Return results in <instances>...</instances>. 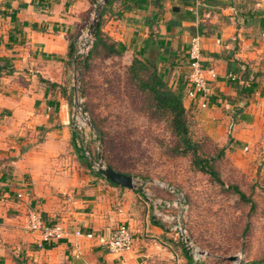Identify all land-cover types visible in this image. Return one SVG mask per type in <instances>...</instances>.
Instances as JSON below:
<instances>
[{
	"label": "crops",
	"instance_id": "1",
	"mask_svg": "<svg viewBox=\"0 0 264 264\" xmlns=\"http://www.w3.org/2000/svg\"><path fill=\"white\" fill-rule=\"evenodd\" d=\"M93 7L88 0H0V264H193L135 189L97 184L80 199H52L69 190L48 167L71 143L68 45L89 27ZM101 28L132 58L153 46L147 56L157 54L187 113L213 129L204 132L208 140L228 150L243 145L247 156L264 159V0H112ZM194 36L201 65L216 73L204 100L185 95ZM100 190L106 205L92 198L105 197ZM34 214L67 235L41 243L29 229ZM120 224L133 236L120 255L74 235L107 237Z\"/></svg>",
	"mask_w": 264,
	"mask_h": 264
},
{
	"label": "rangeland",
	"instance_id": "2",
	"mask_svg": "<svg viewBox=\"0 0 264 264\" xmlns=\"http://www.w3.org/2000/svg\"><path fill=\"white\" fill-rule=\"evenodd\" d=\"M96 5L90 11L89 25ZM132 59L124 51L107 56L105 48L99 46L89 54L84 68L72 61L71 123L82 135L85 152L81 158L70 143L67 155L50 162L51 172L62 176H55L58 183L69 187L66 192L51 193L52 199L68 201L70 195L80 199L85 189L108 185L85 167L89 161L97 171L100 153L102 165L132 176L140 197L153 203L157 221L168 227L182 226L183 232L178 228L170 231L176 238L174 246L192 259L198 257L193 264H235L224 259L229 256L240 257L243 264H264L263 157L247 156L243 145L230 150L218 147V141L208 140L204 133L213 129L204 130L202 122L192 115L188 117L189 136L202 157L214 159L221 184L197 170L190 154L174 153L181 142L171 118L157 112L148 94L132 81L128 71ZM157 69L163 71L161 62ZM163 75L168 85L171 74ZM232 187L250 198L253 209ZM98 192L105 197L92 198L106 205V193ZM180 197L185 208L166 207V202Z\"/></svg>",
	"mask_w": 264,
	"mask_h": 264
},
{
	"label": "trees",
	"instance_id": "3",
	"mask_svg": "<svg viewBox=\"0 0 264 264\" xmlns=\"http://www.w3.org/2000/svg\"><path fill=\"white\" fill-rule=\"evenodd\" d=\"M88 1L92 5L97 4L96 0H88ZM110 3H112V0H108L100 12L98 27L92 36L93 37L92 47L89 50L85 59L80 60V55L76 54L77 40L73 39L69 42L67 56L70 61H75L76 65L82 66V68L86 66L89 54L97 50L99 46L105 48V50L107 51V56L120 55L121 52L125 50V47L122 44L113 41L107 34H105L102 31L101 28L102 16L105 10L107 9V7L110 5ZM151 47L153 46L149 44H144L139 49L138 54H136V56L133 57L128 67V71L132 81L134 82V84L137 85V87L142 92L148 94L157 112L171 118L172 127L181 142L180 146L173 150L174 153L182 154V155L190 154L192 165L197 170L208 174L215 182L221 184L217 171L214 169V166L212 164L214 159L208 157H202L198 153V146L191 140L189 136V123H188L189 114L187 113V111L183 106L181 90L172 89L169 85H167L164 79L163 71L161 72L160 69H157V64L159 63L157 54L154 56V58H152L151 56H149L150 57L149 58L147 56L146 51ZM68 103L71 106V95L70 97H68ZM98 135L99 137H101L99 133ZM82 142L83 139L81 133L75 128H72L71 145L78 153H81V158H84L85 148H83ZM85 167L87 170L92 172L93 175L105 179L100 174L99 171H94L92 169V165L90 164L89 161L85 162ZM105 180L110 185L117 187V185L109 182L107 179ZM232 189L242 201L249 202L251 204V209H253L254 204L252 203L249 197H247L243 192H241L236 187H232ZM135 192H139V191L135 189ZM185 257L191 263L194 261L188 255H185ZM262 261L264 262V258Z\"/></svg>",
	"mask_w": 264,
	"mask_h": 264
},
{
	"label": "built area",
	"instance_id": "4",
	"mask_svg": "<svg viewBox=\"0 0 264 264\" xmlns=\"http://www.w3.org/2000/svg\"><path fill=\"white\" fill-rule=\"evenodd\" d=\"M199 1L201 2V0ZM90 44H92V36L89 27H87L78 38L76 54L85 55ZM200 45V38L194 36L191 38L187 50L189 71L184 76V85L186 89L185 95L191 100L196 99L198 95L204 100L208 94L207 81L216 77V73L212 69H206L201 65ZM226 78L230 81L237 80L234 74H228ZM21 197V193L17 194V198L20 199ZM165 205L166 207H174L181 210L185 208L182 197L172 203L166 202ZM177 228L182 232L184 231L181 225H179V227L177 225L170 227V231L177 230ZM29 229L39 234L41 243H52L67 235L66 228L61 224L47 225L38 215L35 214L30 218ZM74 235L75 237L84 236L89 240L96 239L99 243L105 245L110 253L118 255L129 251L133 244L132 233L126 224H120L117 226L107 237L103 235L95 236L92 233L83 235L78 230L74 232ZM193 260L197 262L199 259L198 257H194Z\"/></svg>",
	"mask_w": 264,
	"mask_h": 264
},
{
	"label": "water",
	"instance_id": "5",
	"mask_svg": "<svg viewBox=\"0 0 264 264\" xmlns=\"http://www.w3.org/2000/svg\"><path fill=\"white\" fill-rule=\"evenodd\" d=\"M107 1L108 0H99L97 2L95 12L93 15V19L91 21V24L89 25V31H90L91 36H93L94 32L96 31V29L98 27V20L100 17V12H101L102 8L104 7V5L107 3ZM173 10L178 11L179 9L177 7H174ZM74 86H76L75 80H74ZM74 91H76V87L74 88ZM97 160H98L97 171H99L100 174L105 179H107L109 182H111V183H113L119 187L130 189V190L135 189V183H134V179L132 178V176L117 172L114 169H112L111 167L102 165L100 153H98V155H97ZM224 259L227 261L233 262L235 264H243L240 257H238V256H229V257H226Z\"/></svg>",
	"mask_w": 264,
	"mask_h": 264
},
{
	"label": "bare ground",
	"instance_id": "6",
	"mask_svg": "<svg viewBox=\"0 0 264 264\" xmlns=\"http://www.w3.org/2000/svg\"><path fill=\"white\" fill-rule=\"evenodd\" d=\"M198 255V254H197Z\"/></svg>",
	"mask_w": 264,
	"mask_h": 264
}]
</instances>
